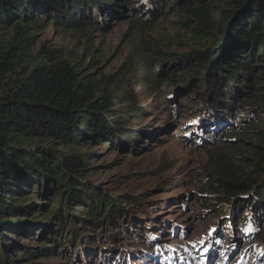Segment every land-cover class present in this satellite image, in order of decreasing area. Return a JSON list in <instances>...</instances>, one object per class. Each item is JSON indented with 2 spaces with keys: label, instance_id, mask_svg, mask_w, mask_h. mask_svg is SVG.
<instances>
[{
  "label": "trees",
  "instance_id": "16d2710c",
  "mask_svg": "<svg viewBox=\"0 0 264 264\" xmlns=\"http://www.w3.org/2000/svg\"><path fill=\"white\" fill-rule=\"evenodd\" d=\"M164 2L0 0V264H41L37 262L60 258L65 262L60 264H79L83 260L90 264L88 260L97 255L105 264L109 259L104 254L108 251L119 254L124 264L126 260L128 264L135 260L142 263L156 257V227L165 232L169 226L173 235L185 233L173 222L163 226V220L151 215L161 206L147 210L126 195L114 200L88 180V154L83 150L99 142L97 146L115 154L132 152L143 135L152 138L135 126H127L144 112L129 89L132 78L138 79L148 94L162 95L165 103L174 101L176 94L167 98L161 94V80L165 77L169 86L176 83V76L184 81L185 92L192 90L200 107L192 113L198 116L191 122L192 129H183V139L194 137L199 148L222 151L230 147L228 142H234V130L250 132L235 124H247L246 114L255 118L263 104L264 94L259 97L254 92L264 91V0H174L161 10ZM222 4L225 8L219 9ZM172 5L198 27L193 34L204 40V51L172 60L152 59L142 52L144 70L138 78L134 77L136 70L143 67L137 62L123 64L116 78L94 77L43 45L34 54L36 35L48 26L83 36L99 32L106 37L128 11L139 12L131 20L141 31L164 18ZM217 14L219 20L215 19ZM204 88L210 97L202 95ZM197 124L199 127L194 129ZM207 130L219 140L212 148L209 135H205ZM260 132L255 128L251 137L264 144V133ZM38 144L44 147H35ZM29 190L37 202L24 197ZM213 191L230 199L229 210L218 211L220 215L216 216L230 219L238 243L248 234V230L238 228L246 222L238 219L241 209L244 213L256 208V215L261 217L257 230L264 231V177L260 182H243L238 177L220 180ZM185 200L182 196L177 200L184 209ZM211 204L215 203L204 206ZM36 208L41 214H33ZM133 213L145 214L148 222ZM236 219L239 224H235ZM99 224V231L93 234ZM107 229L111 235L104 237ZM100 231L103 233L98 234ZM128 233L134 236L135 245L125 244L127 250L113 246L118 234ZM137 237L145 242H137ZM21 240L37 244L25 246ZM103 243L108 244L106 248ZM233 251L232 247L227 249L228 254ZM69 256L73 260L66 262ZM263 257L259 251L258 261Z\"/></svg>",
  "mask_w": 264,
  "mask_h": 264
},
{
  "label": "rangeland",
  "instance_id": "374dc122",
  "mask_svg": "<svg viewBox=\"0 0 264 264\" xmlns=\"http://www.w3.org/2000/svg\"><path fill=\"white\" fill-rule=\"evenodd\" d=\"M173 1L165 0L161 10H165L167 4H173ZM223 4L219 9L225 8ZM170 8L172 9L164 12V18H160L156 24L141 31L132 25L131 20L139 12L128 11L121 21L116 22L106 37H102L99 32L83 36L73 32H62L56 30L55 27L48 26L37 33L34 54L43 45L51 51L59 52L71 64L83 67L84 73L90 71L94 77L114 75L116 78L123 64L137 62L143 67L142 52L145 56H153L152 59L172 60L173 58L182 59L189 53L204 51V40L193 34L198 27L192 19L175 10V5ZM104 16L106 17V14ZM220 17V14H217L215 19L219 20ZM212 33L216 34V31ZM152 65L155 68L157 61L154 60ZM143 70L144 67L136 70L134 77L141 76ZM178 70L176 68V71ZM174 79L176 83L172 86L168 85L165 77L161 80V94L166 95V98L171 94H176L175 102L166 101V103L162 100V95L153 94V92L148 94L145 87L139 86L138 79L130 80L129 89L138 100L139 109L144 112L132 118L127 126L129 128L135 126L145 134H151L152 138L143 135L141 144L137 145L132 152L127 150L115 154L104 146H97L99 142L93 145V148L83 150V153L88 154L86 159V168L90 173L88 180L103 194L114 200L126 195L131 199H137L140 205L147 210L161 206L155 209V212L152 211L151 215L163 220V226L173 222L177 229L185 230V233L173 235L169 226L165 232H160V228L156 227L154 232L158 236L156 240L158 250L155 251V259H146L142 263L135 260L133 264H264V257L259 261L257 259L259 251L261 255H264V231L262 228L260 231L257 230L261 217L256 215V208H251L244 213V209H241L238 219L243 218L246 222L238 228L248 230V234H244L238 243L233 226L228 222L230 219L224 221L216 216L220 215L218 211L227 212L229 210L232 206L230 199L222 193L213 191L219 185L220 180H235L238 177L243 182L248 179H257L260 182L263 179L264 144L252 138L251 135L255 128L260 130V133H264V97L261 100L263 104H260L262 108L258 110L255 118L248 113L246 114L249 119L247 124H235V127H245L247 131H250L249 133L238 128L231 136L234 142H228L229 148H224L222 151L207 150L197 147L194 137L190 141L183 139V129L187 126L189 130L192 129L191 122L198 119V116L192 113L200 106L198 107L192 90L185 92L184 81L179 76ZM262 89H264V84ZM204 93L207 98L209 95L206 94L205 88L202 90V95ZM254 94L261 97L264 91H257ZM260 120L262 123L257 125L255 121ZM198 127L199 124L195 125L194 129ZM205 135H209L208 139H211V148L219 141L211 136L209 130L205 131ZM116 137L121 138V134L116 133ZM39 146L42 145L38 144L35 147ZM231 147L233 148L230 149ZM30 193V190L24 192L23 194L26 195L24 197L32 198L37 202L35 196ZM180 196L186 199L182 201L187 205L186 209L177 201ZM207 202L215 204L206 207L204 204ZM51 203L50 201V206ZM33 214L39 215L41 212L36 208ZM133 214H136V218L148 222L145 214ZM238 219L235 220V224H239ZM150 225L155 228V225ZM100 227L101 224L97 225L93 234L98 232ZM106 231L107 233L103 236L109 237L111 232L108 229ZM135 231L139 233V230ZM221 231L229 234L221 235L219 234ZM101 233L103 231L98 234ZM142 234L146 235V232L143 231ZM143 240L137 237V242H145ZM20 242L25 246L37 244L27 240ZM125 244L135 245L132 234L128 233L127 236L118 234L113 246L127 250L129 247ZM107 245L103 243V248ZM230 247L234 251L228 254L227 249ZM173 250L180 255H175ZM75 252H80V250H75ZM72 257H67L65 261H72ZM104 257L109 259L105 264L119 262L124 264L122 257L115 251L106 252ZM37 263L60 264L65 262L63 258H60ZM85 263L83 260L79 264ZM88 263L104 264L100 255H97L96 259H89ZM125 264H128L127 260Z\"/></svg>",
  "mask_w": 264,
  "mask_h": 264
}]
</instances>
